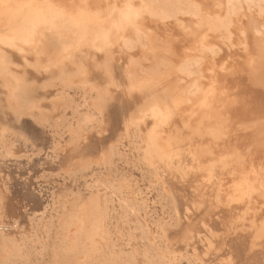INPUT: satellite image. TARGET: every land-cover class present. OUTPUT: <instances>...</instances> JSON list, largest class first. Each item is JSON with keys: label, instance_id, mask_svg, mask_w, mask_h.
<instances>
[{"label": "bare ground", "instance_id": "6f19581e", "mask_svg": "<svg viewBox=\"0 0 264 264\" xmlns=\"http://www.w3.org/2000/svg\"><path fill=\"white\" fill-rule=\"evenodd\" d=\"M263 14L264 0H0V48L5 50L0 56L13 61L14 54H33L36 62L31 66L56 69L59 75L72 73V64L81 60L77 68L72 66L80 76L92 64L83 65L84 53L98 60L108 82L121 59V92L132 98L123 118L125 134L140 138L141 158L156 179L159 175L164 192L178 198L175 212L191 207L198 212L203 205L198 221L185 223L177 232L179 238L187 241L204 227L206 240H201L206 241L207 253L214 250L212 229L223 228L225 238L219 243L225 248L214 255L212 251L211 262L264 264ZM171 18L174 21L168 22ZM6 67L4 71L11 73ZM4 82L5 78L1 85ZM15 84L12 90L6 87L7 92L20 108L27 106L30 89L25 92L22 84ZM108 150L111 155L113 150ZM87 199L72 215L74 226L81 232L90 225L98 233L100 202Z\"/></svg>", "mask_w": 264, "mask_h": 264}, {"label": "rangeland", "instance_id": "374dc122", "mask_svg": "<svg viewBox=\"0 0 264 264\" xmlns=\"http://www.w3.org/2000/svg\"><path fill=\"white\" fill-rule=\"evenodd\" d=\"M1 49L0 54L5 56V50ZM31 55L14 58L17 56L14 54L13 61L4 60V57L2 60L0 56V62L3 61L0 63V255L3 254L0 264H218L210 259L215 250L225 248L219 241L225 238L226 230L212 229L214 245L211 249L214 247V250L207 253L206 241H202L206 234L204 227L187 240L190 244L179 238L177 232L181 228L183 231L185 223L198 221L204 212L203 205L197 208L200 213L194 207L185 210L184 214L183 208H177L175 212L174 204L179 203L178 198L171 192H164L159 175L156 179L152 168L141 158L143 145L140 138L135 133L125 134L123 118L131 109L129 100L132 98H125L121 92L124 89L119 69L122 60L115 63L114 80L108 82L100 65L95 63L98 60L90 55L89 58L88 54L82 53L81 59L85 56L84 60H88H82V63L92 64L85 66L87 72L80 76L74 73L81 60L72 64L74 69L69 66L72 73L67 70L60 72V76L56 69L43 71L31 66L35 61ZM12 66L17 73L12 71ZM4 67L11 73L5 72ZM69 74L70 80L65 77ZM57 75L63 78L65 85ZM2 76L6 83L1 85ZM21 76L24 79L19 78ZM101 76L108 85H103ZM16 78L22 79L20 84ZM11 79L19 87L22 84L25 92L30 89L27 95L31 103L27 102V106L20 108L10 97V91L7 92L10 86L8 90L16 85ZM89 80L96 84L92 86ZM100 86L107 89L108 94L111 88L109 96ZM96 92L101 94L105 104H100ZM11 102L17 109L14 106L12 109ZM109 147L113 150L111 155ZM89 196L100 202L103 213L98 233L90 225L84 230L86 232L77 231L74 226L72 215L85 200H89ZM215 219L220 220L217 216ZM94 234L98 235L95 237Z\"/></svg>", "mask_w": 264, "mask_h": 264}]
</instances>
